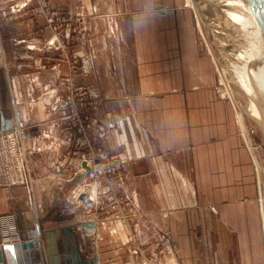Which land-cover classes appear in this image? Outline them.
Instances as JSON below:
<instances>
[{"label":"crops","instance_id":"1","mask_svg":"<svg viewBox=\"0 0 264 264\" xmlns=\"http://www.w3.org/2000/svg\"><path fill=\"white\" fill-rule=\"evenodd\" d=\"M2 3L4 23L22 20L26 6L38 23V0ZM85 4H72L89 18L74 35L75 50L47 49L41 69L38 40L6 46L11 38H38L36 26L0 31V60L7 74L14 70V79H0V131L17 129L24 159L28 147L38 150V160L24 161V183L0 187V214H11L18 232L0 246V264H123L118 248L127 236L143 243L160 234L174 244L177 264H264L256 169L235 105L216 90V62L199 42L193 8L185 0ZM73 54L88 57L72 75L94 104L86 107L82 152L93 147L124 159L122 190L141 214L136 231L99 210L98 199L114 187L107 176L91 182L102 159L70 172L54 168L75 134L57 115L66 104L60 77Z\"/></svg>","mask_w":264,"mask_h":264},{"label":"rangeland","instance_id":"2","mask_svg":"<svg viewBox=\"0 0 264 264\" xmlns=\"http://www.w3.org/2000/svg\"><path fill=\"white\" fill-rule=\"evenodd\" d=\"M93 1L94 0H38V5H37L38 6V23L36 25H35L34 17L32 18V20H30V16H29L33 13L34 10L32 9L34 7H30V6L24 7L23 12H22V15L24 16V18L22 20H19V19L15 20L13 22H10L9 24L4 23L3 22L4 17L0 15V31L4 30L3 27H5L6 25L7 27L5 28V30H7L8 28L9 29L11 28L16 31L22 30V32L24 30L31 32V30H35L36 28H38V38L33 37V35L32 37L29 36V37H24V38L23 37L15 38V39L11 38V41L6 40V46L14 47L16 45L18 47V45H23L25 44V42H29V41L35 42V40H38V44L41 45V47L40 48L38 47V58H34L35 61L38 60V69L40 68V66H45L47 64L46 63L47 62V58H46L47 49L49 52H51L52 55H55L56 53L57 55L59 54L64 55L67 52L69 54L71 50L73 51L75 50L74 49V38H75L74 35L82 34L80 33V31L81 29H84V27L81 28L79 24L82 23L84 25L86 24V21H88L89 19L85 15L83 16L82 14L80 15L79 13L74 12L72 10V4H84L87 6V4L85 3H92ZM226 1H228L229 3L228 5H231L232 3L234 4L236 2V0H226ZM22 3H25V0H22ZM217 3L218 2L216 0H215V4L210 3V0H206V3H205L206 7L204 4L205 10L207 11L210 5L211 7L215 8V11L213 10V13L216 15V13L218 12L217 10L220 7V5H218ZM2 4H3L2 0H0V5ZM185 4H187L186 0H185ZM186 6L188 7V4ZM196 12L197 11L195 8V15H197L195 21H196V27L198 30L199 42L203 46V49L207 51L209 54H211L213 60L216 62V75H217L216 90H218L220 94H222V91L224 89H228V88L233 91V99H234L233 101L231 99L229 92L225 95V97L231 100L232 104L234 102V105H236L235 106L236 111L237 113L239 112L238 120L240 123V130H241L242 135H244L245 137V141L247 143L249 150L251 151V156H252L251 160L253 161V165L255 166V169H256V180H257V192L255 196H256V199L259 201L261 226L264 230V125L262 121H260L259 118L253 116L248 109L249 108L248 103L250 102V96L256 97V95L252 92H247L243 90L242 88V87L247 88V89L254 88L255 82L259 80H264V76L262 74V72H264V66H263V63L262 64L257 63V59L254 56V54L250 55L248 59L242 58L244 57V55L240 52V48H244V47H241L238 45V48H239L238 50L237 48H235V51L231 50L232 52H230L229 48L227 47L228 46L227 44L232 45L233 41L230 39L231 43H227L225 45L226 38H225V35L221 36L219 34L220 30H218L217 28L218 24L215 23L213 20H210V23L212 24V26H210L205 21L204 15L200 16L201 14L199 13L198 15L196 14ZM0 13L2 12L0 11ZM200 19L202 23L201 25H199V22H198L200 21ZM209 19H211L210 16H209ZM221 24H223L222 26L224 28V23H221ZM9 25L12 27H9ZM223 28H221V30L225 34V31L223 30ZM42 30L45 31L44 36H41V32H43ZM242 37L244 36L242 35ZM54 39L56 40L54 45L50 44V41L53 40L54 42ZM46 40H49V41L46 42ZM236 42L237 41H235L234 44H238ZM239 44H243V43L239 42ZM0 48H1L0 53H3L4 49H3L1 41H0ZM22 49L23 48H21V50ZM39 49H42V51H40ZM227 50H228V54H227ZM16 51H18V48H16ZM233 53H236V54H233ZM239 53L242 54V56ZM87 59H88L87 56L77 57L76 55H74L71 58V60H69L71 61L70 71L67 74L66 73L62 74V76L60 77V81L62 82V84L65 86L67 90L65 93L66 94V102H65L66 104H65V107L60 109L61 111L57 115H61L60 118L70 120L72 122L73 130L75 134L72 137V142H71L72 145H71V149L69 150V154L66 153L64 158L57 160L54 163V168L56 171L63 170L64 172H70V171H73L74 167L78 166V162L80 161H84L88 159L93 160L97 156L98 158L102 159L101 163L93 167L91 171V175L94 174L91 176V179H92L91 182L94 183L98 181L101 177L107 176L108 182L112 183L114 187L110 190V193L107 194V196H105V198L98 199L99 210H103L105 208L104 212L107 213V215H110L112 218L113 217L115 218L114 220L112 219L113 220L112 223L119 221L118 219L120 217H123L128 227L130 225V227H132V229L136 231L138 229L134 228L136 224L135 220H137V218L140 219L141 214H139L138 208H136L138 207L137 203L133 201L130 195H127V190H125L124 187L122 190V185L124 186V184L120 178L121 177L120 174H122V171H124L123 166H122L123 165L122 162L124 161V159H122V157L119 154H115L114 152H109V151H106V152L98 151L97 152L92 149L93 147H91L86 152H82V149H81L82 142H83L82 134L84 130L86 129L87 125H89L88 124L89 118L87 120V115H86L87 114L86 107H90V106L93 107L94 104L91 103L92 99H89L88 97L84 98V95H85L84 86L77 84L78 83L77 79H75V76L73 77L72 74L73 73L74 75L76 74L75 73L76 67L79 66L81 63H83V65L85 66L86 64L85 62ZM245 60L254 61L257 64H259L261 66V67L258 66L259 71L257 72L255 69L249 66H246L244 62ZM15 61H16V64H18V60H15ZM5 63L7 62H5V60L3 61L1 58L0 60V79L1 77L3 78L4 76L5 78H8V79H14L13 75L11 74L14 71L13 68H11V70H9L8 72L9 74H7V71L3 68V65ZM4 70L6 71V75L4 73ZM222 75L225 78L224 82L222 80ZM45 76L46 75H43L40 78H44ZM41 80L43 81V79ZM38 91L41 92L39 88H38ZM47 91L49 92V90H46L45 92ZM256 103H258L257 100H256ZM68 116H71V117H68ZM30 124L35 125L37 123H30ZM28 127H30V125H28ZM10 131L15 132V135H16L14 136V138L16 139L17 146H18L19 162L16 164H12L11 167L9 166V173L7 172L5 175L0 176V182L3 183L2 185H0V187H3V188L19 185L21 184L20 183L21 181L22 183H24L26 180V171H25V162H24L25 159L38 160V150L36 149L32 150L33 147L32 149H29L28 147V150L26 151L25 159H24L23 149L18 139L17 129H10ZM1 132L3 131H0V133ZM245 132L248 135V137L247 135H245ZM257 163L258 165H260V176L257 175L256 166L258 167V170H259V166L257 165ZM32 169H33V174L35 172L36 173L38 172L37 167L34 166ZM9 179L11 180L10 184L8 183L6 185ZM127 205H129V207ZM66 208H69L68 203H66L65 205V209ZM125 227H126V224H124L122 229L126 231ZM129 232H130V229H129ZM132 237L131 235L127 236V239H128L127 244H122L123 246H120L119 248L118 246L114 247L118 249L121 248L120 251L122 253H125L123 255L127 256L125 259L127 260V262L123 264H169V262L170 264H177L176 258H174L175 262L173 260L174 256L172 252L174 251L173 250L174 248L172 247V245L174 244L172 243V241H169V238L167 235L165 236L163 234H160L159 240H157V238L155 237H150L149 240L143 243L134 241ZM169 251L171 254L169 253ZM117 253H118L117 251H114V254H117Z\"/></svg>","mask_w":264,"mask_h":264},{"label":"bare ground","instance_id":"3","mask_svg":"<svg viewBox=\"0 0 264 264\" xmlns=\"http://www.w3.org/2000/svg\"><path fill=\"white\" fill-rule=\"evenodd\" d=\"M216 1L218 2L217 4L220 5V7L218 8V10H217L218 12L215 15L213 13V10L215 11V8L211 7L210 5H209L208 10L207 11L205 10L206 0H204V1L203 0H186L188 6L193 7L194 12H195V8H196V11H197L196 14L199 15V13H200L201 14L200 16L204 15L205 21L210 26H212V24L210 23V20H213L215 23L218 24L217 28H218V30H220L219 34L221 36L225 35V38H226V39L224 38L225 42H226L225 45L227 43H231V40L233 41L232 45L227 44L228 45L227 47L229 48L230 52L235 51V48H237V50H238L239 49L238 45L241 46V47H244V48H240V52L244 55V57H242V58L248 59L250 57V55L254 54V56L257 59V63H259V64L263 63V66H264V30L262 29V26L260 24L258 13H256V9L252 6V3H253L252 0H236V2L234 4L232 3L231 5H228L229 3L226 0H216ZM210 3H214L215 4V0H210ZM204 4H205V7H204ZM208 15L211 17V19H209ZM198 22H199V25L202 24L201 23V19ZM221 23H224V28L222 26L223 24H221ZM221 28H223V30L225 31V34L222 32ZM199 30H201V29H199ZM202 32H203V30H202ZM227 35H228V37H227ZM242 35L244 37H242ZM235 41H237L236 43H238V44H234ZM238 41L243 43V44H239ZM227 47H226V49H227ZM227 54H228V50H227ZM233 54H236V53H233ZM242 54H240V55L242 56ZM244 62L246 64V66H249V67L255 69L257 72L259 71L258 66L261 67L259 64H257L254 61H246L245 60ZM262 74L264 76V72H262ZM222 80H223V82L225 81V78H224L223 75H222ZM242 88H243V90H245L247 92H252V93H254L256 95V97H251L250 96V102L248 103V105H249L248 109H249L250 113L253 116L259 118V120L262 121V123L264 125V80H259V81L255 82L254 83V88H251V89H247V88H244V87H242ZM228 92H229V94L231 96V99L233 101L234 100L233 99V91L230 90L229 88L228 89H224L222 91L221 95L225 96ZM255 99L258 101V103H256ZM233 104H234V102H233ZM68 111H69V109H68ZM238 115H239V112H238ZM68 117H71V116H68ZM245 135H247L246 132H245ZM247 137H248V135H247ZM120 161H122V160H120ZM115 162H117V161H115ZM257 165H258V163H257ZM258 166H259V170H258V167L256 166L257 175L260 176V165H258ZM115 174H117V173H115ZM92 175H94V174H92ZM116 185H117V183H116ZM119 205H121V204H119ZM127 206L129 207V205H127ZM166 242H168V241H166ZM169 253H170V251H169ZM172 253H174V252H172ZM170 258H171V256H170ZM173 260H174V257H173ZM174 262H175V260H174ZM169 264H170V262H169Z\"/></svg>","mask_w":264,"mask_h":264},{"label":"built area","instance_id":"4","mask_svg":"<svg viewBox=\"0 0 264 264\" xmlns=\"http://www.w3.org/2000/svg\"><path fill=\"white\" fill-rule=\"evenodd\" d=\"M15 132L6 130L0 133V176L9 173V166L19 162V153ZM10 179L6 185L10 184ZM22 183V181L20 182ZM3 183L0 182V185ZM18 234L15 220L8 213L0 214V246L6 244V240L16 237ZM30 264H43V262L35 261Z\"/></svg>","mask_w":264,"mask_h":264},{"label":"water","instance_id":"5","mask_svg":"<svg viewBox=\"0 0 264 264\" xmlns=\"http://www.w3.org/2000/svg\"><path fill=\"white\" fill-rule=\"evenodd\" d=\"M252 4L254 6V8L256 9V13H258V17L260 20V24L262 26V29L264 30V0H252ZM30 246L34 245V242H30L29 243ZM25 246V244H24ZM0 259H2L1 257V248H0Z\"/></svg>","mask_w":264,"mask_h":264}]
</instances>
